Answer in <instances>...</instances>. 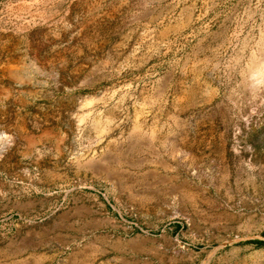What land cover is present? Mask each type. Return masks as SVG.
I'll list each match as a JSON object with an SVG mask.
<instances>
[{"label":"rangeland","instance_id":"374dc122","mask_svg":"<svg viewBox=\"0 0 264 264\" xmlns=\"http://www.w3.org/2000/svg\"><path fill=\"white\" fill-rule=\"evenodd\" d=\"M0 264H264V0H0Z\"/></svg>","mask_w":264,"mask_h":264},{"label":"bare ground","instance_id":"6f19581e","mask_svg":"<svg viewBox=\"0 0 264 264\" xmlns=\"http://www.w3.org/2000/svg\"><path fill=\"white\" fill-rule=\"evenodd\" d=\"M3 147V146H2Z\"/></svg>","mask_w":264,"mask_h":264}]
</instances>
